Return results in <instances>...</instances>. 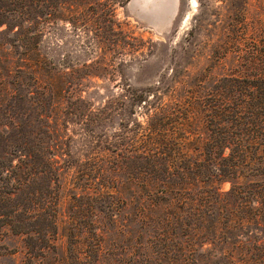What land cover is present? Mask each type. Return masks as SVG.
<instances>
[{"label": "rangeland", "instance_id": "1", "mask_svg": "<svg viewBox=\"0 0 264 264\" xmlns=\"http://www.w3.org/2000/svg\"><path fill=\"white\" fill-rule=\"evenodd\" d=\"M40 1L0 0V126L30 129L26 144L43 146L59 168L58 229L50 239L56 252L48 259L76 264L74 255L88 249L87 264H264V245L252 248L264 243V203L252 198L249 182L261 161L240 165L238 199L248 204L236 203L223 174L228 140L264 144V130L249 132L247 118L232 136L223 127L228 97L264 110V93H241L264 77V0ZM14 141L0 147L19 155L22 134ZM148 153L156 168L146 164ZM96 158L102 174H76L81 161ZM168 163L172 185L184 181L202 217H189L186 238L175 237L165 254L158 241L149 245L140 233L139 245L126 233L128 220L113 201L116 189L126 197L145 165L162 176ZM103 189L112 194L89 198ZM240 217L250 221L240 224ZM183 239L194 248L186 260L178 250ZM25 240L0 226V264H24Z\"/></svg>", "mask_w": 264, "mask_h": 264}, {"label": "trees", "instance_id": "2", "mask_svg": "<svg viewBox=\"0 0 264 264\" xmlns=\"http://www.w3.org/2000/svg\"><path fill=\"white\" fill-rule=\"evenodd\" d=\"M42 1L40 3H43ZM256 82L258 81L250 83L248 89H242L241 93H251L254 96L258 95L257 93L259 95L264 93V77H260L261 83L258 84ZM51 90H53L52 87ZM248 104L249 102L245 99L241 100L240 103L234 102L233 97L223 100V116L227 120V123H223V127L228 135L232 136L231 134L237 133L232 129L238 124H243V118H247L249 124L246 123V128L249 129V132L256 134V131L264 130V128L260 127L264 125V110L259 109L261 108L259 104H255V107L248 109ZM44 124L47 127L46 130H43L44 133L45 131L50 133L51 126L49 121H42V125ZM7 126L4 129L0 126V141L15 140L14 142H17L21 134L24 141L20 143L21 149H18L17 153L19 155H15V153H12L13 151L0 147V167L4 168L2 171L5 173L8 183L11 184L7 188L0 184V226L6 225L12 232L29 238V240L24 241L26 259L24 264H67L62 255L60 257L53 256V260L48 259L51 252H56L55 244L50 239L54 238L58 229L55 209L58 204V201H55L57 200L55 181L59 175V168L55 167L53 158L45 157V148L43 146L33 143L31 146L26 144L30 139L26 140L25 132L30 131V129L23 131L21 127L18 128V125L15 124V129L10 131ZM36 133L37 130L33 129L32 134L35 135ZM225 147L229 149L227 159L230 162L227 165L223 164V174L231 177L233 182L229 193L236 198V203H241L240 206L248 204V202L238 199V197H242L241 194L243 192L240 186L241 182L238 180L241 177L240 165H250L254 160L261 161L262 167H259L256 179L249 182L255 186L252 198L254 197L255 200L264 203V144L261 142L245 144L228 140L227 143L223 144V149ZM150 155L149 153L146 154L145 162L146 164H151V168H156L159 162L149 161L147 156ZM216 162L218 163V161ZM98 163V158L90 161L85 166L81 161V166L76 167V174L90 178L89 176L95 171L97 175H100L104 168L101 166L98 168ZM145 166L147 167L140 169L136 177L130 178V185L125 191L126 197L124 195L121 197L122 191L116 189V192H114L116 200L113 203L117 204V210L120 208L124 211L122 215L125 218H122L128 220V222L126 224L122 222V225H127V234H133L135 241L139 245H143V241L140 240L143 235L138 236L143 233L144 240L149 245L158 241L162 245V250H159V252L168 254V250H170L168 245L175 246L173 242L175 237L182 235L183 238H186L188 231L185 230H188L186 228L189 224L187 222L188 218L196 217L197 215L202 217L200 212L202 203L198 200L196 204L194 203L196 198L188 193V187L184 185V181L182 183L178 181L172 185L174 180H170V163H168V166L166 165L165 171L167 174L162 176L155 173L154 175L149 174L147 169L150 167L148 165ZM186 168L188 169L189 166H186ZM218 168L222 170L220 166ZM36 177H39L40 181H36ZM96 192L94 195L90 194L89 198L98 199L105 194H112L104 189ZM87 204L91 211L92 202L87 201ZM128 207L130 208L129 213H127ZM126 214H129L130 217ZM242 218L240 217V219ZM248 221L250 219L245 217L240 224L248 223ZM133 224H137L138 229L128 228V226ZM114 225L117 228L122 227L117 222ZM91 233L96 239L101 238L102 234H98L96 230H92ZM73 236L79 241L80 236L78 233L74 232ZM262 245L264 243L259 244L257 242L253 244L252 248L256 250ZM193 249V246L185 244L183 239L182 245L178 248L182 260H186L185 256H187V253H191ZM74 256L76 264H87L90 254L88 249H82ZM230 260H232L229 262L230 264H239L233 259ZM99 264L114 263L109 261L106 263L100 262Z\"/></svg>", "mask_w": 264, "mask_h": 264}]
</instances>
